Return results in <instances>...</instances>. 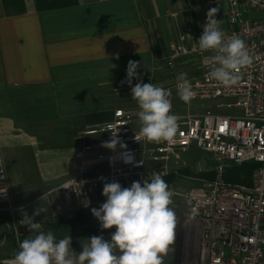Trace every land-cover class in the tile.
<instances>
[{
	"label": "crops",
	"instance_id": "1",
	"mask_svg": "<svg viewBox=\"0 0 264 264\" xmlns=\"http://www.w3.org/2000/svg\"><path fill=\"white\" fill-rule=\"evenodd\" d=\"M213 7L226 31L220 0H0V153L11 200L30 204L71 177L79 133L118 108L137 114L116 93L128 61L145 77L179 36L200 38ZM184 226L182 262L195 263L200 229Z\"/></svg>",
	"mask_w": 264,
	"mask_h": 264
},
{
	"label": "built area",
	"instance_id": "2",
	"mask_svg": "<svg viewBox=\"0 0 264 264\" xmlns=\"http://www.w3.org/2000/svg\"><path fill=\"white\" fill-rule=\"evenodd\" d=\"M220 1L227 7L225 39L239 36L252 57L251 65L241 70L240 81L225 87L211 79L206 59L212 53H201L199 38L187 31L169 44L163 66L173 75L165 89L171 93L172 114L178 117L174 142H137V114L115 109L110 121L78 134L81 145L74 154V174L47 194H58L64 211L93 208L106 200L102 195L105 182L118 181L129 187L133 181L150 179L154 172L163 177L179 154L204 150L221 163L215 168L217 177L210 182L201 180L198 187L179 197L173 195L184 204L185 221L200 229L197 264H264V0ZM181 61L196 63L194 71L183 72L195 93L190 104L177 94L176 67ZM210 100L225 101L232 114L219 115L206 109L205 102ZM115 132L126 149L119 144L115 151L102 147ZM125 153L134 157L133 162H124ZM222 163L257 164L250 185L225 183ZM0 176L5 177L0 180V189L7 188L0 193V210L13 215L21 209L11 205L1 153ZM60 211L56 207L52 214L57 216Z\"/></svg>",
	"mask_w": 264,
	"mask_h": 264
},
{
	"label": "clouds",
	"instance_id": "3",
	"mask_svg": "<svg viewBox=\"0 0 264 264\" xmlns=\"http://www.w3.org/2000/svg\"><path fill=\"white\" fill-rule=\"evenodd\" d=\"M219 11V7L208 10L198 47L201 53H212L206 59V64L211 65L207 75L230 87L240 81L241 70L251 65L252 57L245 41L239 36L225 39L221 21L216 19ZM116 59H119L118 54ZM139 67V62L129 60L126 80L121 82L131 86L133 79L139 81L131 86V98L138 105L140 123L139 133L135 134L134 139L137 142L143 139L149 143H173L179 125L178 117L171 111V93L161 86L143 83L137 73ZM177 81L179 98L190 104L195 93L187 74L180 73ZM117 144L122 149L127 148L115 132L102 147L115 151ZM123 159L125 163H131L134 157L125 153ZM4 178L0 176V180ZM6 191L7 188L0 189V193ZM102 195L106 197L105 202L98 208H92L91 212L102 230L115 227L110 240L103 235H93L77 253L71 247L70 235L57 239L51 231H43L40 222H35V217L48 214V207L39 205L32 216L25 213L22 222L34 235L24 239L19 244V251L3 264H164L175 239L177 216L170 207L174 193L162 175L154 172L150 179H143L142 183L133 181L129 187H123L118 181L105 182Z\"/></svg>",
	"mask_w": 264,
	"mask_h": 264
},
{
	"label": "rangeland",
	"instance_id": "4",
	"mask_svg": "<svg viewBox=\"0 0 264 264\" xmlns=\"http://www.w3.org/2000/svg\"><path fill=\"white\" fill-rule=\"evenodd\" d=\"M159 57V56H158ZM195 61H181L179 62L178 66L176 67V70L180 73L186 72V71H193L195 70ZM155 66H153L152 71L148 73L145 77H142L143 83H152L157 86H161L163 88L168 87V85L171 84V81L173 80L172 73H169L167 70L163 68L164 66V57L160 56L159 58L156 57L155 59ZM159 66V70H155V68ZM136 79L132 80V85L135 86L136 83H138ZM121 87L119 85L116 88L117 97L121 101H125L123 103V106L133 110L138 108V105L136 101H134L131 98V86L126 84H121ZM227 106L225 101L222 100H210L205 102V108L208 110H211L219 115H231L232 112L226 108ZM196 107V106H195ZM138 111V110H137ZM177 160L172 161L168 165V173H179L187 171L186 174H183L181 176H177V179L169 184V189L173 191L178 197L183 192H186L187 190L191 188L198 187L200 185V181H205V179H202L199 177L200 174H208L210 176H213L214 179L216 176L215 168L221 164L218 162V160L215 158L214 155L210 154L209 152H206L204 150L200 149H191L187 153L179 154L176 158ZM4 168H5V161L3 160ZM223 167L225 168V172H231L235 165L231 163H222ZM253 174V172H252ZM167 176V175H166ZM164 177V176H163ZM240 179H243V177H239ZM224 181V176L222 177ZM250 179V183L252 180L251 177H248ZM207 181V180H206ZM210 182V181H209ZM225 182V181H224ZM176 197L179 201L176 202H182L181 199ZM12 201V200H11ZM25 205L20 207L17 205V202H11L12 207L14 208H20V211H17L13 215L4 212L3 210H0V264L5 259H11L13 258L14 254L19 251V244L24 240L28 238H32L34 235L33 233H19L18 226L22 225L24 215L25 213L28 216H32L34 210L39 205L41 207H48V214H41L40 216L35 217V222H40L42 224V230H44L50 225H54L55 223L60 221V218L63 214H66L67 211H64L62 208V202L57 197L56 193H53L51 195H48L47 193L43 197V199H38L35 202H23ZM56 207L60 208L59 215H52V212ZM179 209L181 207L179 206ZM177 216V224L175 229V239L172 245H170L169 252L167 256L164 259L165 263L168 264H197V260L195 263H183L182 260L186 255L183 253V236L181 233V228L184 229V225L188 224L185 221L184 215L181 216L179 214L178 209L174 210ZM181 222V223H180ZM184 224V225H183ZM191 225V224H189ZM26 226V225H23ZM79 234L78 231H75V236ZM181 237V238H180ZM77 238V237H76ZM79 238V236H78ZM180 238V239H179ZM179 239V243H178ZM80 240V241H78ZM83 239H73L71 247L74 251L79 253L82 250V244L87 243L82 242Z\"/></svg>",
	"mask_w": 264,
	"mask_h": 264
},
{
	"label": "trees",
	"instance_id": "5",
	"mask_svg": "<svg viewBox=\"0 0 264 264\" xmlns=\"http://www.w3.org/2000/svg\"><path fill=\"white\" fill-rule=\"evenodd\" d=\"M257 167L255 163H246L241 165H235L234 169L231 172L224 173V181L228 184L233 185H250V179L252 172ZM184 172L170 173L167 176H164L163 179L169 185L177 179V176L186 174ZM211 175V174H210ZM208 174H200L199 177L207 181H213L214 177ZM243 177L240 179L239 177ZM99 206L93 207L98 208ZM92 208L79 210L75 212L67 211L66 214H63L60 218V221L54 225H50L44 230L45 232L51 231L57 239H61L66 235H70L72 240L74 239H86L91 237L93 234L105 235L111 234L115 231V227L108 230H102L100 227L99 221L92 215ZM75 231H78L79 234L75 236ZM79 236V238H78ZM77 237V238H76Z\"/></svg>",
	"mask_w": 264,
	"mask_h": 264
},
{
	"label": "water",
	"instance_id": "6",
	"mask_svg": "<svg viewBox=\"0 0 264 264\" xmlns=\"http://www.w3.org/2000/svg\"><path fill=\"white\" fill-rule=\"evenodd\" d=\"M18 230H19V233H28V234H31L27 228V226H23V225H20L18 226Z\"/></svg>",
	"mask_w": 264,
	"mask_h": 264
}]
</instances>
